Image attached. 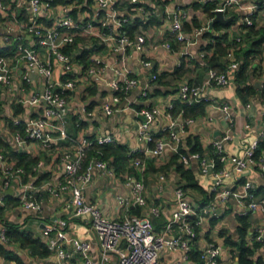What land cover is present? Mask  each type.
I'll use <instances>...</instances> for the list:
<instances>
[{"label": "built area", "instance_id": "obj_1", "mask_svg": "<svg viewBox=\"0 0 264 264\" xmlns=\"http://www.w3.org/2000/svg\"><path fill=\"white\" fill-rule=\"evenodd\" d=\"M33 16L29 21L19 17L9 9L4 0H0V15L6 14L9 17L7 31L12 33L18 30L15 37L18 50L14 55L0 56V85L5 89L13 90L16 78V69L26 62L28 69L20 74V92L17 101L22 104L32 106L40 105L41 113L38 116L23 121L20 117L14 118L15 124L26 123L24 132L15 131V136L21 142H39L45 149L52 148V138L47 131L53 129L58 131L61 137L65 138V120L69 112L68 96L78 83V77H71L74 68L78 63L80 52H66L65 48L71 45L77 35H83L96 39L98 43L109 44L111 50L116 54L117 59L113 67L116 78L110 79L107 85L110 89L111 99L105 106V112L111 114L117 109L118 103L134 86L138 84V79L132 74V69L128 66V49L136 47L141 52H149L151 46L156 44L147 41L145 34L141 31L131 36L125 28L132 19L129 14H123L118 10L119 0H73L67 4H53V0H28ZM145 20L151 16H157L162 23L167 24L165 33L157 40L171 51L188 55V49L197 42V39L209 31V24L195 27L191 32L185 30L186 13L182 8L169 7L167 0H160L161 4L156 7H148L145 0H130ZM213 2L215 0H207ZM214 8L225 14L232 9L247 11L243 18L244 25H252L255 22L254 15L259 10H264V0H221L215 2ZM60 7L62 15L56 17L50 24L41 20L44 14L53 11L55 7ZM10 10V11H9ZM75 13H77L75 15ZM168 31L175 34L180 42V48L174 49L165 38ZM29 36V38H27ZM10 35H6V42L10 43ZM33 41L32 47L25 45V40ZM4 45V46H6ZM209 52L203 50L201 57L205 60ZM227 58L229 64L225 71L219 72L216 69H209L208 84L212 83L218 87L226 88L230 86L232 80L240 67V61L236 59L233 48L228 51ZM145 65L150 61L141 58ZM91 65L87 69V76L102 74L109 65L101 55H96L91 59ZM59 66L67 78H56L55 67ZM41 74L45 77L46 83L42 92L33 89L30 93L26 91V86L31 83L33 74ZM158 74H153V79H157ZM207 84L183 83L179 88V97L182 101L192 103L200 100L210 99L205 96V86ZM174 102L167 105L170 123L160 129H156L152 122L156 121L161 109L152 106L142 111L145 117L144 122H140L138 132L140 137L150 143L156 134L162 131H169V136L158 139L153 147L146 149L133 148L129 151L131 166L139 172L128 173L126 175L127 184L130 185L132 195L130 198L117 196L120 203L126 206V212L117 219L105 216L101 209L86 200L83 193L85 184L89 181L91 171L94 166L108 174H115L113 166L107 160L96 159L91 163L86 171H81L88 149L94 143L106 145L115 141V136L111 133H96L95 136H81L73 140V150H65L61 155V163L64 167L61 181L49 187V193L58 194L60 191L69 190L71 197L66 205L73 213V217L85 221L96 235L100 260L96 261L91 253V242L87 239L79 238L71 234V222L65 217L57 218L46 225L47 245L61 262L70 264H110L114 256L117 260L114 264H164L162 252L164 249L183 250L185 259H188L191 249V241L197 238L198 231L195 226H202L207 217L219 214L216 212V202L218 200L228 202L237 200L243 207L241 215L252 212H264V198L258 199L255 184L249 180L242 184V191L239 192L231 187V180L234 174H242L250 165L259 166L264 172V157L260 162L254 159V154L258 148L259 141L264 138V111L262 117V130L248 146L245 147L241 156L230 154L224 147L223 139H214L211 144V152H196L189 156L181 154V159L188 166L191 160H197L200 172L213 176L211 192L214 200L208 205L197 208L187 197L181 184L175 189L176 206L172 212L170 220L166 225L169 230L177 226L180 234L177 236H165L156 230L154 218L161 215V208L157 205L145 210L143 214L130 212L132 206H140L142 210L148 206L146 197L145 182L142 177L144 162L135 155L149 153L162 155L167 147L172 152H179L181 144H184L183 132L188 123L195 118H188L178 121L172 113ZM247 106H251L250 103ZM220 109L224 117L231 119L230 106L227 103L221 104ZM179 119V116H178ZM80 121V118H78ZM227 138V137H225ZM220 163V166L218 165ZM37 169V164L34 166ZM25 170L16 167L8 161L7 154L0 149V208L7 207L6 190L12 180L17 176H23ZM141 175V176H140ZM30 179V177H29ZM26 181L25 191L16 198V203L42 211L43 194L34 191L35 181ZM159 189L164 188V182L168 180L167 174L161 172L159 175ZM129 210V211H128ZM207 216V217H206ZM7 226L0 223V242L7 244ZM264 243V231L257 229L250 236V243ZM204 264H219L223 248L215 243L209 244L206 248H200ZM79 258L80 260H75Z\"/></svg>", "mask_w": 264, "mask_h": 264}, {"label": "crops", "instance_id": "obj_2", "mask_svg": "<svg viewBox=\"0 0 264 264\" xmlns=\"http://www.w3.org/2000/svg\"><path fill=\"white\" fill-rule=\"evenodd\" d=\"M215 0L208 2L207 0H167L169 7L182 8L186 13V21L192 23L194 19L198 20L201 25H207L212 21L205 9L206 4L220 2ZM13 4H9V9L19 15H28V19H32L33 13L28 0H12ZM148 7H156L157 0H146ZM216 4V3H215ZM9 10V11H10ZM118 10L123 14H129L132 18L142 17L136 6L127 3L126 0H119ZM247 11L232 9L226 13L227 17L232 16L235 23L229 27H223L215 30V34L227 33L228 39H234L244 42L242 46H248L245 36L246 32L243 28V18ZM19 16L25 18V16ZM60 7H55L52 12L44 14L41 20L50 24L56 17L61 16ZM257 28H264V10H259L254 15ZM144 19V18H143ZM232 20V21H233ZM145 22L148 20H144ZM9 25V17L6 14L0 15V47L7 44L6 35L16 36L18 33L7 31ZM167 24H149L141 25L139 32H143L147 38L148 44H156L151 46L149 52H141L136 47L128 49V66L132 69V74L138 79V84L123 96L118 103L117 109L111 114L105 112V106L110 102L111 94L107 85L108 80L116 78V72L111 68L115 65L117 56L111 50L109 44L92 43L94 50L86 58L78 55V63L74 68L71 77H78L77 87L70 92L68 96L69 112L65 120L66 137L60 136L58 131L49 129L48 135L52 138V148L45 149L39 142H21L15 136V132L11 130L9 121L15 117L28 121L34 116L41 113V106H32L22 104L17 101L20 92V74L28 69L26 62L16 69V78L13 90H2V111L0 113V137L5 145L2 146L7 152L8 161L15 165L19 161L20 154L25 153L28 157H37V169L34 166L29 171V181H35L34 191L43 194L42 211H36L32 208H26L21 204L11 201L3 211V218L11 223L21 224L22 229H27L31 225V230L35 236L47 241L46 225L57 218L65 217L71 222V234L91 242V253L96 261L100 260V249L96 235L92 231L90 224L80 221L73 217L72 210L66 205L71 197L69 190L60 191L58 194L49 193V187L63 178L64 167L61 163V155L65 150H73V140L81 138V136H95L96 133H111L115 136L116 143L127 148L129 152L133 148L146 149L151 147L140 137L138 126L140 122L145 121L142 111L152 106H158L161 111L156 121L152 122L156 129L164 127L170 123L168 117L167 105L175 102L179 97V88L183 83L190 84H207L205 86V96L209 100V106L206 113L195 118L194 121L187 124L183 132V138L186 140L188 136L197 138L204 152H211V144L214 139H223L225 149L234 155L241 156L244 154L245 147L258 136L262 130V117L264 111V50L260 57L256 59L254 64L255 71L251 70L249 83L254 85L255 94L248 96L247 101L238 93V83L236 77L232 80L230 86L221 88L215 84H208L209 76L206 67V59L201 57L204 46L209 44V39L203 34L197 39V42L188 49V55L183 56L181 53L171 51L157 40L163 36ZM191 32V31H189ZM29 38V36H27ZM30 39V38H29ZM33 43L31 39V44ZM32 46V45H31ZM101 55L105 59L109 67L102 74L87 76L86 72L91 65V59ZM141 58L149 60L150 64L145 65ZM184 59V66L183 64ZM157 73L159 77L153 79V74ZM56 78H67L63 70L55 67ZM46 79L41 74H33L32 81L26 86V91L31 92L37 89V92L44 90ZM227 103L230 106L231 119L224 117L220 105ZM250 103L251 106H247ZM178 121L184 120L181 114L174 115ZM179 116V119H178ZM80 118V121H78ZM227 137V138H225ZM184 145L186 142L184 141ZM153 147V146H152ZM186 147H188L186 145ZM170 147H167L162 155H154L149 153L143 159L144 171L142 177L145 182V191L148 201L146 209H141V214L152 206L157 205L161 208V215L154 218L156 230L165 236H177L180 230L177 226L167 230L166 225L170 220L173 210L176 206L175 189L181 179L180 175L173 169L167 171L168 180L164 182V188L159 189V175L162 165L169 161L172 154ZM196 172L199 183L211 192L213 185V176L211 174H203L200 172L197 160H191L188 165ZM131 167V168H130ZM152 168H155L153 170ZM127 170L115 174H108L99 167L94 166L91 171L89 181L85 184L83 193L87 201L97 205L102 213L113 219L120 218L127 210L126 206L119 202L117 196L130 198L132 190L127 184L126 175L133 173L136 168L131 166V162L127 164ZM129 169V170H128ZM157 169V170H156ZM135 173V172H134ZM141 176V175H140ZM251 181L255 184L256 195L258 199L264 198V172L257 165L248 166L242 174H234L230 184L235 190L241 192L242 184L245 181ZM28 180L23 176L15 177L9 188L6 190L8 196L17 198L20 193L25 191V184ZM1 187V186H0ZM11 189V191H10ZM3 192L0 188V194ZM186 197L193 203L195 207H202L213 202V197H205L195 191L187 190ZM208 199V200H207ZM242 205L237 200L224 202L218 200L216 202V212L218 217L211 216L205 219L200 231L198 232L199 248H206L211 243H215L223 248L219 264H239L238 257L232 254V250H237V246L227 245V238L238 240L240 238L239 228L242 226L241 216H248L250 225L246 231L245 240L250 243V236L262 229L264 231V212H252L241 215ZM129 211V210H128ZM131 212V211H130ZM213 218L216 222L211 224ZM255 253L254 258L262 256L264 259V243ZM23 251V250H21ZM29 264H70L61 262L51 253L47 257L33 258L23 251ZM75 260H80L76 258ZM117 260L114 256L113 262ZM162 260L164 264H198L194 260L185 259L183 250L164 249L162 252ZM0 264H16L15 261L8 260L0 254ZM76 264H81L76 262Z\"/></svg>", "mask_w": 264, "mask_h": 264}, {"label": "trees", "instance_id": "obj_3", "mask_svg": "<svg viewBox=\"0 0 264 264\" xmlns=\"http://www.w3.org/2000/svg\"><path fill=\"white\" fill-rule=\"evenodd\" d=\"M73 0H53V4H67L72 2ZM4 2L9 5L13 4L12 0H4ZM127 3H131L130 0H126ZM146 3V0H145ZM158 4H161L160 0H157ZM133 4V3H131ZM14 6V4H13ZM216 4H206L205 9L209 16L212 18L215 15L214 8ZM77 13H75L76 15ZM24 15V14H23ZM19 15V16H23ZM26 19H28V15H24ZM29 20V19H28ZM142 17L132 18L125 26L131 36L139 33V27L141 25L149 24H160L162 20L157 16H151L148 21H144ZM233 23H235V19L228 24H224L222 22H216L213 26L215 30H220L223 27H229ZM201 24L198 20L194 19L192 23L185 21V30L192 31L195 27H199ZM245 29L246 39L248 41V46H242L244 42L234 39L230 41L227 36V33L223 34H215V30L206 31L203 35L209 39V44L204 46V50L209 52V55L206 57V67L207 69H216L219 72L225 71L227 69V65L229 64V60L227 58L228 51L230 48L234 49L235 57L240 61V67L236 73V81L238 83V93L243 98V100L247 101V97L255 94L256 89L254 85L250 84L249 77L251 70L255 71L254 64L256 63V59L260 57L261 53L264 50V28H257L256 22L252 25H242ZM169 41L174 49L180 48V42L177 40L175 34L168 31L167 36L165 38ZM92 43H98L96 39L86 37L83 35H77L75 41L65 48L66 52H80L81 58H86L92 50H94ZM25 45L27 47L31 46V41L26 39ZM18 50L17 42L14 36L10 37V43L6 46L0 47V56L2 55H14ZM184 66V59L183 64ZM159 77V75H158ZM1 86V85H0ZM2 90L0 88V113L2 111ZM209 106V101L200 100L192 103L184 102L180 98H178L174 102V106L172 108V113L174 115L181 114L184 119L188 118H197L206 113L207 107ZM9 126L11 130L14 132L19 130L24 132L26 123L21 122L20 124H15L14 119L9 121ZM169 136V131L165 130L159 134H156L151 141V145L154 146L156 141L161 137ZM186 142V145H182L180 147L179 152H173L169 158V161L162 165L159 170L167 173V171L173 169L176 173H178L181 177L179 184L182 185V188L187 191L188 189L191 191H195L199 194L205 195V197L211 198L213 197L212 192H207L205 188L199 183V180L196 176V172L187 166L183 160L181 159V154L189 156L192 153L200 152L204 153V150L198 141L197 138L193 136H188L183 139ZM5 145L3 139L0 137V149H2L6 154L7 152L2 146ZM151 146V147H152ZM212 149V147H210ZM136 157H140L142 159L146 158L143 153L135 155ZM130 155L127 151V148L116 143H110L106 145H101L98 143H94L88 151L85 157V160L82 165L81 171H86L88 166L93 163L96 159L107 160L113 166L114 170L118 173L124 172L127 169V164L130 161ZM264 157V138L259 141L258 148L255 151L254 159L257 162H260ZM38 163L37 157H28L25 153L20 154L19 161L16 164V167H22L25 170L23 174V179L28 180L29 171L32 169L33 165ZM220 166V163L218 162ZM131 168V167H130ZM155 170V168H152ZM129 170V169H128ZM157 170V169H156ZM136 175L139 174L137 170L134 171ZM186 193V192H185ZM207 199V200H208ZM11 201L16 202V199L12 196H7L6 202L7 206ZM200 208V207H197ZM4 207L0 208V223H4L7 226V244H3L0 242V254L8 260L15 261L16 264H29L27 258L22 256L19 251L23 250L27 252L28 256L33 258L37 257H47L51 254V250L49 249L47 243L40 237L35 236V234L26 229H22L21 224H15L6 221L3 218ZM130 211L135 214H141L140 206H132ZM240 221L242 222V226L239 228L240 238L238 240H233L232 238H227L226 242L229 246H237V250H232V254L235 257H238L239 264H264V259L262 256L254 258L257 250L262 246L260 242H254L252 245L248 244L245 240L246 231L250 225L248 216H241ZM216 222V218H213L211 224ZM196 230L199 232L200 227L195 226ZM199 235V234H198ZM198 237L191 241V249L188 253V257L190 260L196 261L198 264H204L205 259L202 257L201 250L199 248V244L197 242ZM11 246V247H9Z\"/></svg>", "mask_w": 264, "mask_h": 264}, {"label": "water", "instance_id": "obj_4", "mask_svg": "<svg viewBox=\"0 0 264 264\" xmlns=\"http://www.w3.org/2000/svg\"><path fill=\"white\" fill-rule=\"evenodd\" d=\"M232 20H233V17H232V16L227 17L226 14H225L224 12L217 11V12H216V16H215V18L209 23V26H210L209 31L213 30V26H214V24H215L216 22H222V23H224V24H228V23L231 22ZM208 76H209V74H208ZM10 191H11V189H10ZM9 247H11V246H9ZM19 253H20L22 256L26 257L25 254L23 253V251L20 250Z\"/></svg>", "mask_w": 264, "mask_h": 264}, {"label": "rangeland", "instance_id": "obj_5", "mask_svg": "<svg viewBox=\"0 0 264 264\" xmlns=\"http://www.w3.org/2000/svg\"><path fill=\"white\" fill-rule=\"evenodd\" d=\"M27 229L28 230H31L32 229L30 224L27 226Z\"/></svg>", "mask_w": 264, "mask_h": 264}]
</instances>
